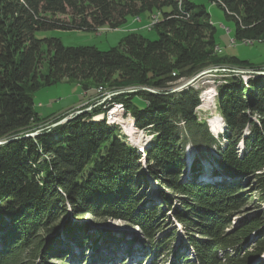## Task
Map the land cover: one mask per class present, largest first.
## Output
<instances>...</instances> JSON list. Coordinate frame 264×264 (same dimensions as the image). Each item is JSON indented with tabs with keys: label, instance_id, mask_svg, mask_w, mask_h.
Here are the masks:
<instances>
[{
	"label": "trees",
	"instance_id": "obj_1",
	"mask_svg": "<svg viewBox=\"0 0 264 264\" xmlns=\"http://www.w3.org/2000/svg\"><path fill=\"white\" fill-rule=\"evenodd\" d=\"M208 1L233 23L235 42L264 41V0ZM143 15L158 16L151 27L156 40L130 32L116 47L100 51L36 37L43 31L113 30ZM215 32L210 14L194 0H0V141L5 142L0 145V264H40L35 260H46L49 253L64 262L78 255L87 264L81 249L90 243L98 249L97 235L85 223L61 221L66 204L76 221L91 215L137 229L144 250L137 262L135 243L130 244L139 241L136 236L129 242L128 234H107L105 253L113 250V241L127 243L119 251L120 264H264V209L232 223L253 192L264 201V75L243 81L229 73L219 86L223 143L196 117L200 90H170L209 66L264 71V64L215 53ZM62 81L82 83L85 93L89 84L94 91L136 89L112 100L130 113L136 129L153 135L146 168L137 150L118 138L116 127L92 119L102 108L55 127L50 126L70 114L49 119L34 112L31 92ZM190 147L214 148L216 181H200L198 162L186 163ZM147 177L161 187L158 201L147 200ZM168 213L191 233L185 253H175ZM56 231L67 241L64 247L45 240Z\"/></svg>",
	"mask_w": 264,
	"mask_h": 264
},
{
	"label": "rangeland",
	"instance_id": "obj_2",
	"mask_svg": "<svg viewBox=\"0 0 264 264\" xmlns=\"http://www.w3.org/2000/svg\"><path fill=\"white\" fill-rule=\"evenodd\" d=\"M197 4H203L208 13L210 14V20L213 23L214 27L216 28L215 32V42L216 44L221 48L222 54L226 56H234L237 57L240 60H249L250 62H253L255 64L261 65L264 64V41H256L253 44L248 41H240V42H234L233 44L230 43L231 40H233V30L234 25L231 21L226 19L223 11L216 5L210 3L208 0H194ZM155 17V18H154ZM141 19V20H140ZM128 18L126 24L121 26L117 29H109L107 27L99 29L97 32H86V31H43L38 32L36 34V37L41 38H57L61 41L62 45L65 47H84V46H90L95 47L96 49L100 51H106L110 48H114L118 45V43L121 41L123 37H125L130 32H137L140 35H142L144 38L148 40H156L157 34L154 30L151 29L154 23L157 22L158 16L153 15L149 20H146L144 15L142 18ZM139 21V23H137ZM152 24V25H151ZM137 30V31H136ZM44 66L41 68V73L46 74V62H43ZM262 68V67H261ZM207 69H216L218 71H213L209 74H205L202 77H200L195 82L196 89H199L201 94V105L196 109V117L199 120H205L209 124L212 121L213 114L217 113V97L219 89L224 83L225 78H229V73H232L235 76H240L243 81H246L248 78H250V75L248 74L249 71H253L249 68H239V67H229L225 65L220 66H209ZM205 70V69H204ZM256 71V70H255ZM262 71V70H258ZM187 80H181L178 81L175 85L172 86V89H174L176 86L180 85L181 83L185 82ZM82 83L76 82V81H62L58 82L52 85H41L37 90L31 92V98L33 100V110L34 112L41 118H57L65 114H72L76 111L88 109L87 112H92L95 108H102L103 110H108L107 112H115L118 111L116 116V119H111V117H106V123L110 126H114L117 129L118 138H120L123 142H125L127 145L135 148L137 152L139 153L141 157V167L144 169L147 167V164H145L146 155L145 151L150 145L152 134L149 133L148 130H138L135 127H133V120L132 116L129 117L130 113L126 112L124 108H122V117H120L121 110L115 108V105L119 104L117 102H113V98L117 97L120 94L128 93L129 90H132V88L125 87L114 90V93L111 92V95L108 91H106L104 88H98V91H94L92 87H90L91 84L88 85L87 93L85 94L84 89L82 87ZM118 91V92H117ZM96 94V92L101 93L100 95L97 93V96H94L93 98L90 97L92 93ZM106 95V96H104ZM89 101L87 104H83L78 107L79 103H84L86 101ZM207 101L208 105L203 106V101ZM135 102L138 105H141L142 102L135 98ZM203 106V107H202ZM77 109H73L76 108ZM100 114H103V113ZM109 113V114H110ZM99 115V114H98ZM95 115V116H98ZM106 113H104V116ZM221 118V117H220ZM130 120V121H129ZM217 121V119H216ZM132 122V123H131ZM130 125L133 128V131H139L142 132L144 136L147 137L146 143L141 145H133L130 136L125 134V125ZM219 125L222 127L221 133L215 134L216 139H220L223 143V135L225 134V129L223 123H219ZM211 127V124H210ZM212 130V129H211ZM244 134L247 135V129L244 131ZM143 145H146V147H143ZM237 152L240 155L244 149L242 141H240L237 144ZM185 161L188 163L190 159H194L195 162H198V165L201 167V173L199 179L200 181L205 183H211L213 181H216V179H212L213 170H216V164L215 159L217 158L216 152L214 151V148H205L200 147L199 149H196L194 147L186 148L185 149ZM189 173L188 168L185 166V173L184 176H186ZM186 178V177H185ZM183 178V180H185ZM149 185V191L146 192V194H149L147 197V200H150L152 198H155V200L158 201L159 198V192L160 186L158 183H156L154 180V183H152V179L147 177L146 178ZM218 180V179H217ZM164 192H167V190H163ZM248 190H245L247 192ZM246 194L249 195L247 192ZM153 195V196H152ZM252 200L248 201L246 204V208L239 216H235L232 220L233 224H236L239 222L243 217H247L252 215L256 210H263L264 209V201L260 202V200L257 199V194L252 193ZM66 214L62 217L61 221L71 224H83L85 223L87 225V229L90 233H93L96 236V239L98 240L97 245L98 249L96 247H93L92 243L88 245V248L81 249V252L84 254L85 258H88L89 262L87 264H120L119 259L122 257V253L120 254L119 251H124L127 248V243L123 244L122 242H116L113 241V250L107 251V253L104 252V245L107 243L106 237L107 234L116 235V237H121L122 235H126L127 239H130L129 242H131L136 236L138 238V231L137 229H131L128 225H126L124 222L121 221H114L111 219H94L91 215H85L81 221H76L74 212L71 210L70 205H65ZM174 208H178V204L175 202L173 205ZM172 211V210H171ZM171 213L167 214V218L170 220V225L168 226L167 231H170L171 228L175 229L176 232V239L174 242L175 247V253H185V248H188V237L191 233H187L184 230V227L180 224H178L175 220L170 218ZM189 234V235H188ZM102 237V239H99ZM55 238V240H53ZM59 242H58V240ZM139 239V238H138ZM45 240L47 242H50L51 247H54L57 243H59L61 246L64 247L65 244H67V241L63 238L62 232H56L55 236H47L45 237ZM50 240V241H49ZM141 238L138 240H133L132 243H135V246H132V251L134 252V260L137 262L142 258L139 254H141L142 251H144L141 246ZM128 242V243H129ZM70 249L75 250L76 245L74 243L69 244ZM147 249V248H145ZM97 251V252H96ZM118 251V252H117ZM75 253L78 254V251L75 250ZM80 253V251H79ZM53 253H49L46 257V260L43 261L41 257L39 256V260H35V262L40 264H82L79 261L78 255H74L73 258H66V262L62 260L55 259L52 255ZM82 255V254H81ZM191 255V253H190ZM78 257V258H77ZM175 258V255H169L168 260L173 261ZM264 260V257L261 258V260ZM259 260L255 261L252 264H260L257 263ZM135 264V263H134Z\"/></svg>",
	"mask_w": 264,
	"mask_h": 264
},
{
	"label": "water",
	"instance_id": "obj_3",
	"mask_svg": "<svg viewBox=\"0 0 264 264\" xmlns=\"http://www.w3.org/2000/svg\"><path fill=\"white\" fill-rule=\"evenodd\" d=\"M253 43H254V42H253ZM253 43H252V44H253ZM217 46H218V45H217ZM217 46H215V47H217ZM218 47H219V46H218ZM219 48H220V47H219ZM214 49H215V48H214ZM220 49H221V48H220ZM214 52H215V51H214ZM221 52H222V51H221ZM221 52H220V53H221ZM215 53H216V52H215ZM220 53H217V54H220ZM213 71H218V70H216V69H213V70H212V69H206V70H203V71L199 72V73L196 74L194 77H192V78L188 79L187 81L181 83L180 85L176 86L174 89L171 90V93L180 92V91H182V90H184V89H187L188 87H195V86H194V85H195V82H196L200 77H202V76L205 75V74H209V73H211V72H213ZM248 74L250 75V77H256L257 75H264V71H249ZM98 88H99V87H98ZM98 88H97V91H98ZM141 90H143V91L154 92L153 90H150V89H147V88H142ZM107 91L113 92V94H115L114 91H112V90H107ZM135 91H136V89H132V90H129L128 93H134ZM117 92H118V91H117ZM96 93H98L99 95L101 94V93H99V92H96ZM200 99H201V96H200ZM121 105H122V104H121ZM123 108H124V107H123ZM88 109H90V108L76 111V112L72 113L71 115H69L68 117L62 118L61 120H58V121L54 122L53 124H51L50 127H55V126L61 125V124L65 123V122L69 121L72 117H74V116H76V115H79V114H81V113L87 112ZM107 111H108V110H105V109H104L103 112H102L103 114H99L98 116H94V117H92V119H93L94 121H100V120H103V119L106 121V117L104 116V113H107ZM130 116H131V115H129V117H130ZM132 120H133V125H134V127H135L134 119L132 118ZM135 128H136V127H135ZM224 128H225V127H224ZM37 134H38V132H34V133H31V134H27V135H25V137H32V136H35V135H37ZM4 143H5L4 141H0V145H2V144H4ZM143 147H146V145H143ZM56 232H57V231H56ZM56 232L53 233L52 236L55 235Z\"/></svg>",
	"mask_w": 264,
	"mask_h": 264
},
{
	"label": "bare ground",
	"instance_id": "obj_4",
	"mask_svg": "<svg viewBox=\"0 0 264 264\" xmlns=\"http://www.w3.org/2000/svg\"><path fill=\"white\" fill-rule=\"evenodd\" d=\"M157 16V15H156ZM155 18V17H154ZM152 25V24H151ZM244 42V41H243ZM248 42H250V41H248ZM252 42H250V44H251ZM215 52L216 53H220L221 52V50H217V47L215 48ZM100 88H102V87H100ZM107 91V90H106ZM109 92V94L111 95V92L110 91H108ZM203 106H205V105H208V103H207V101H203ZM200 105H201V103H200ZM202 106V107H203ZM109 113L110 112H107L106 113V115L105 116H107V115H109ZM117 114V111H115V112H113V117L114 118H110V120L111 119H116V115ZM119 115V114H118ZM213 119H212V121L210 122V124H211V132L215 135H217L218 133L220 134L221 133V130H222V127L219 125V123L221 122V123H223V121H222V119L220 118V116L219 115H217L216 113H214L213 114ZM216 119H217V121H216ZM130 121V120H129ZM132 123V122H131ZM209 124V125H210ZM134 127V126H133ZM124 128H125V134H127V135H129L130 136V140H131V142H132V144L133 145H141V144H145L146 143V140H147V137L146 136H144L143 135V133L142 132H139L138 130L137 131H133V128L130 126V125H125L124 126Z\"/></svg>",
	"mask_w": 264,
	"mask_h": 264
},
{
	"label": "built area",
	"instance_id": "obj_5",
	"mask_svg": "<svg viewBox=\"0 0 264 264\" xmlns=\"http://www.w3.org/2000/svg\"><path fill=\"white\" fill-rule=\"evenodd\" d=\"M234 42H235L234 40H231V41H230L231 44H233ZM217 50H221V49L217 46ZM104 96H106V95H104ZM115 108H116V110H117V109L121 110V113H120L119 115H120V117H122V108H123V105H121V104H117V105H115ZM117 112H118V111H117ZM105 117H111V118H114V117H113V111H112L109 115H107V116H105Z\"/></svg>",
	"mask_w": 264,
	"mask_h": 264
},
{
	"label": "crops",
	"instance_id": "obj_6",
	"mask_svg": "<svg viewBox=\"0 0 264 264\" xmlns=\"http://www.w3.org/2000/svg\"><path fill=\"white\" fill-rule=\"evenodd\" d=\"M138 18H139V17H138ZM133 19H134V18H133ZM139 19H140V18H139ZM140 20H141V19H140ZM137 23H139V21H137ZM211 23H212V22H211ZM136 31H137V30H136ZM93 90H94V89H93ZM85 94L88 95V93H85ZM94 96H97V97H98L99 95H97V93L95 94V92H94V93H92V95H90L88 98H90V97L93 98ZM89 101H90V100H88V101H86V102H84V103H79L78 107L81 106V105H83V104H87V103H89ZM78 107L73 108V109H77Z\"/></svg>",
	"mask_w": 264,
	"mask_h": 264
}]
</instances>
